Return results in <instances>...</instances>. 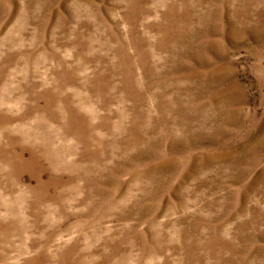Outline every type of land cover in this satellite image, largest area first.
Here are the masks:
<instances>
[{
	"label": "rangeland",
	"instance_id": "obj_1",
	"mask_svg": "<svg viewBox=\"0 0 264 264\" xmlns=\"http://www.w3.org/2000/svg\"><path fill=\"white\" fill-rule=\"evenodd\" d=\"M0 264H264V0H0Z\"/></svg>",
	"mask_w": 264,
	"mask_h": 264
}]
</instances>
